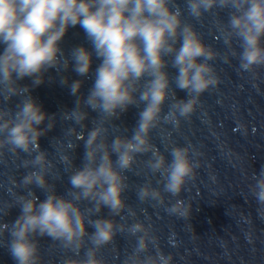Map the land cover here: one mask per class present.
<instances>
[{
	"label": "clouds",
	"instance_id": "9594fccd",
	"mask_svg": "<svg viewBox=\"0 0 264 264\" xmlns=\"http://www.w3.org/2000/svg\"><path fill=\"white\" fill-rule=\"evenodd\" d=\"M184 5L181 8L177 0H0V155L24 153L22 167L28 169L19 181L8 177L11 199L0 201V245L7 247L15 264H42L39 240L45 237L72 254L62 264H106L100 252L118 233L135 238L121 264H173V254L161 249L150 223L129 224L122 216L126 209L128 216L137 215L126 203V173L139 156L150 153L144 167L159 174L157 183L163 187H153L148 180L138 186V200L165 205V194L177 197L166 206L167 213L190 220L192 202L178 197L195 179L200 161L193 160L190 144L172 145L169 161L151 142V133L162 122L179 128L181 118L195 112L201 95L218 86L210 61L237 57L242 72L255 74L264 68V0H184ZM185 9L196 20L214 10H228L226 23L215 22L226 55L206 44L194 25L184 20ZM77 25L91 50L77 46L65 55L61 42ZM93 57L100 61L95 70ZM70 65L83 79L69 82L61 77V85H67L76 99L73 108L58 114L70 123L62 136L54 138L53 161L39 140L56 126L58 116L42 109L31 87L42 84L49 70L62 73ZM170 67L176 70L174 75ZM90 76L93 83L84 94L81 88ZM25 78L31 86L19 83ZM177 89L186 98L178 99ZM13 97L19 102L11 107ZM131 106L139 112L129 134L115 121ZM92 112L96 116L90 120ZM81 142L84 152L77 166L72 154ZM57 164L71 172L64 194L49 179L62 178ZM251 180L249 190L264 218V167L253 172ZM35 189L44 194L43 200ZM84 201L90 206L81 207ZM13 208L20 214L7 221ZM103 209L125 222L101 217Z\"/></svg>",
	"mask_w": 264,
	"mask_h": 264
},
{
	"label": "water",
	"instance_id": "95a60500",
	"mask_svg": "<svg viewBox=\"0 0 264 264\" xmlns=\"http://www.w3.org/2000/svg\"><path fill=\"white\" fill-rule=\"evenodd\" d=\"M177 3L181 8L185 7L184 0H177ZM214 13H205L200 20H196L185 9L184 20L193 24L205 43L223 56L228 53V49L215 28V22L218 19L226 23L228 10H214ZM60 46L65 55L77 46L91 50L79 25L68 29ZM233 47L240 51L237 41H233ZM2 50L3 46H0V51ZM99 63L93 57L92 69L95 70ZM210 63L219 77L218 86L201 95L195 112L187 119L181 118L179 128L162 122L151 133V142L169 161L172 145L189 144L194 149L193 160L200 161L195 179L189 181L178 197L192 202L190 220L167 213L166 206L175 203L177 197L165 194V205L138 200L136 190L148 180H151L153 187H163L157 183L159 174L152 175L144 167L143 161L149 158L150 153L139 156L133 170L126 173L129 183V189L124 194L126 203L137 215L135 218L128 216L126 209L122 216L127 218L129 224L136 220L150 223L154 234L159 238L161 249L165 253L173 254V264H264V218L260 217L257 202L249 190V185L254 183L251 174L264 167V68H258L255 74L242 72L239 70L237 57H230L229 62L217 58ZM168 71L173 75L176 72L171 67ZM61 77H66L69 82L83 79L70 65L62 73L49 70L42 84L31 87V95L49 115L58 116L62 110L74 107L76 98L70 94L67 85H61ZM19 83L31 86L29 78ZM92 83L91 76L84 79L81 92L87 94ZM176 95L178 99L186 98V93L179 89L176 90ZM18 102L19 98L13 97L9 106L14 107ZM167 108L168 105L165 106V112ZM138 112V108L131 106L115 123L121 129L127 128L130 134L138 119ZM95 116L96 113H90V120ZM55 122L54 120V124ZM69 123L58 116L56 126L39 140L41 149L49 151V158L53 161L56 160L54 138L62 136L63 129ZM83 152L81 142L72 154L77 166L81 164ZM197 152L201 155L197 156ZM24 158H27L24 153H20L19 157L7 152L0 155V201L11 199L8 177L14 175L19 181L28 171L22 167ZM57 168L62 178L49 179L55 184L56 191L64 194L69 188L68 176L71 172L62 164H57ZM16 191L22 194L24 190ZM35 191L43 200L44 194L39 189ZM88 206L90 205L87 201L81 204V207ZM19 214V208H13L5 219L14 221ZM100 216L109 217L108 210L103 209ZM95 218L97 217L94 216L93 219ZM109 218L118 223L125 222L121 217ZM88 231L93 229L89 227ZM39 243L42 264H62L66 255L72 256L71 253H65L54 246L49 238H40ZM134 244V237L118 233L113 243L103 248L100 255L106 264H121ZM0 264H15L7 247L2 245Z\"/></svg>",
	"mask_w": 264,
	"mask_h": 264
}]
</instances>
